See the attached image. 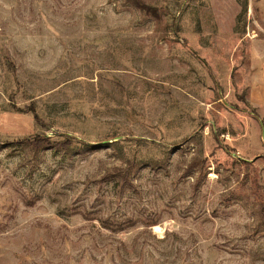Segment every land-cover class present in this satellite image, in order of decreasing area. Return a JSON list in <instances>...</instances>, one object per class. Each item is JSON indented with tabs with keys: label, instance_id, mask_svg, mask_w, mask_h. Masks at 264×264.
<instances>
[{
	"label": "rangeland",
	"instance_id": "374dc122",
	"mask_svg": "<svg viewBox=\"0 0 264 264\" xmlns=\"http://www.w3.org/2000/svg\"><path fill=\"white\" fill-rule=\"evenodd\" d=\"M0 264H264V0H0Z\"/></svg>",
	"mask_w": 264,
	"mask_h": 264
},
{
	"label": "bare ground",
	"instance_id": "6f19581e",
	"mask_svg": "<svg viewBox=\"0 0 264 264\" xmlns=\"http://www.w3.org/2000/svg\"><path fill=\"white\" fill-rule=\"evenodd\" d=\"M153 228H157V226H153Z\"/></svg>",
	"mask_w": 264,
	"mask_h": 264
}]
</instances>
